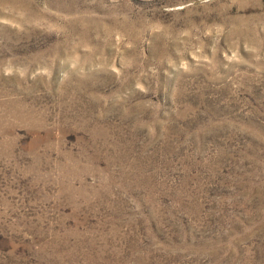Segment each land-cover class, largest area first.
<instances>
[{
  "label": "rangeland",
  "instance_id": "1",
  "mask_svg": "<svg viewBox=\"0 0 264 264\" xmlns=\"http://www.w3.org/2000/svg\"><path fill=\"white\" fill-rule=\"evenodd\" d=\"M0 264H264V0H0Z\"/></svg>",
  "mask_w": 264,
  "mask_h": 264
}]
</instances>
